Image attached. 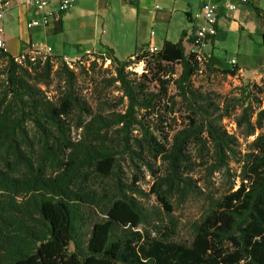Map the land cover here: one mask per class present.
<instances>
[{"label":"trees","instance_id":"trees-1","mask_svg":"<svg viewBox=\"0 0 264 264\" xmlns=\"http://www.w3.org/2000/svg\"><path fill=\"white\" fill-rule=\"evenodd\" d=\"M185 37L125 60L105 47L99 57L113 68L108 82L121 107L107 113L78 93L77 73L62 58L19 53L18 61L0 50V264H264V131L250 143L255 153L239 188L206 195L190 237L177 240L173 199L203 195L191 175L193 152L209 174L234 159L238 142L223 120L236 109L246 137L264 128V109L260 126L251 122L249 85L229 98L194 86L214 60L185 53ZM138 63L141 73L129 70ZM54 81L51 100L42 87ZM144 173L148 193L138 186ZM151 196L156 206L147 204Z\"/></svg>","mask_w":264,"mask_h":264},{"label":"rangeland","instance_id":"rangeland-1","mask_svg":"<svg viewBox=\"0 0 264 264\" xmlns=\"http://www.w3.org/2000/svg\"><path fill=\"white\" fill-rule=\"evenodd\" d=\"M223 5L226 2L234 5L233 12H239L243 16L240 17L238 23L244 27H249V30L254 34L260 35V20L254 13L253 9L248 5V2L240 0H220ZM18 0L9 2V5L16 4ZM133 3L134 0H131ZM93 0H76L73 9L64 12L67 13L62 30L55 32L57 17L53 19L54 29L45 31H27L25 29L24 15L17 20L14 13L5 17L6 34L10 38L16 35H22L24 39V47L22 50L28 49L29 41L36 47L44 45L51 49L50 55L60 57L64 60L66 58L71 64L72 69L77 73V90L81 94L89 106L94 111H102L107 113L108 109L119 110L121 107H114L118 103L120 93L115 85H109V80L113 76V68L109 63L104 64L99 57L104 52L105 46H111L116 56L120 60L128 58L129 54L137 52L148 41L149 32L154 33L152 39L155 45H160L165 37L170 42L178 41L180 32L177 26H171L167 35L164 34L163 29L158 25L156 27H149V24L143 18L138 8L128 3L121 1L118 6L112 11L111 17H101L94 15L92 17H84L87 10L93 6ZM150 3V1L148 2ZM218 6V5H217ZM219 12V11H218ZM219 14V13H218ZM18 15V13H17ZM218 18V15H217ZM28 19V18H27ZM226 20V19H225ZM196 28L193 29V31ZM220 32V33H219ZM218 32V43L214 47L213 62L210 63L209 69H203L202 74L193 78V84L196 87L202 88L203 91L212 92L222 98H229L237 95V89L249 85L254 93L252 99V108L254 110L251 122L256 127L260 125L264 127V117L259 121L257 113L264 109V81H262L263 73H254L257 69L258 62L253 57L258 55L264 63V42L257 39L255 43L248 42L243 34H240L238 26L232 21L226 20ZM105 43L107 45H105ZM244 46L249 51V55L243 52ZM9 50V45H5ZM185 53L190 52L191 45L187 42L184 44ZM19 53H22L21 51ZM19 53H15L16 60H19ZM11 55V54H10ZM204 58H208L204 55ZM236 60L238 65L242 66V71L247 76H238L231 78L225 76L220 70L229 68L230 60ZM91 63L94 65L91 68ZM84 67L88 71L87 74L80 72V68ZM144 69L143 64H133L129 70L141 73ZM0 68V83L3 80ZM178 72V68H177ZM253 85L258 89L254 90ZM45 94L51 100L55 99L59 85L54 81L49 87H42ZM242 100V98H241ZM220 101V100H219ZM239 110L236 109L231 115L223 120V125L227 132L236 137L238 142L236 157L227 162L226 166L218 171L209 174L202 165L201 160L197 158L195 151L193 156L196 157L197 166L191 174L198 186H200L203 195L200 199H188L183 203L177 204L174 202L173 219L177 226V240H188L190 237L191 224L197 222L203 215L206 209V202L204 198L206 195L215 199L237 190L240 186L243 173L247 168L249 162V155L254 154L250 143L260 132L264 131L255 129L254 135L246 137L243 128H237L235 124L236 116ZM132 173H125V182L130 181ZM152 185L151 178L147 173L143 174V179L138 186L144 193H148ZM149 206H156L154 197L147 200Z\"/></svg>","mask_w":264,"mask_h":264},{"label":"crops","instance_id":"crops-1","mask_svg":"<svg viewBox=\"0 0 264 264\" xmlns=\"http://www.w3.org/2000/svg\"><path fill=\"white\" fill-rule=\"evenodd\" d=\"M12 1L14 2V0H10V2ZM121 1L122 0H93L94 3H93L92 8L90 10H87L86 12H83V14H85L84 17H92L97 14V15H100L101 17L109 18L113 14L112 11L115 9L116 6L119 5V3H121ZM149 1L150 3H148ZM205 1L207 0H134L132 4L138 8L139 12L143 16V18H145L150 28L156 27L158 25L159 27L163 29L164 34L167 35L171 26L173 25L177 26L180 33L184 32L186 34V37L183 40V45H184L187 38L193 34V29L201 24V21L197 19L196 16L199 13L201 5ZM212 1L218 5V11H219L218 18H217V32H216V36L203 49L204 55H206L208 58H212V56H214L213 50L216 44L218 43V32L221 30V33H222V25L226 20L232 21L234 24H236V26H238L240 34H243L245 36V39L246 38L248 39V42L255 43L257 39H261L262 43L264 42V0H247L248 5L253 9L254 13L260 20V24H261L260 25V35L254 34L252 31L249 30V27H247L246 29V27L238 23V20L240 19V17L243 16L242 14H240L239 12H233L230 14L231 11H228L225 8V5H223L220 0H212ZM50 7L51 8L56 7V0H51ZM71 9H73V7ZM12 13H14V17L17 20L20 19L21 15H24L26 17L25 29L27 31L48 32L49 30L51 29L53 30L54 28L52 24V26L47 29H43V28L27 29L26 28L27 22H29L33 18H36L37 14L32 10H26L19 3V0L16 4L10 5L9 10L5 14V17ZM66 14L67 13L60 14L62 26H63V22H64V18ZM5 17L3 21L1 22L3 29H4L5 45L6 44L9 45V50L5 47V51L11 54V56L12 55L14 56L15 53L18 54L20 51L23 54L26 51V50H22V48L24 47L23 45H25L24 39L22 35H16L14 38H10V36L6 34L5 24L7 21L5 20ZM151 32L152 31L149 32L148 41L146 43H143L145 44V46L153 45L156 48H159L161 44L163 43V41H169L167 37H165L164 40L160 43V45L157 46L152 41L155 35L153 32H152L153 34L152 35ZM29 43H31V41H29ZM105 45L107 44L105 43ZM107 48L112 49V47L109 45ZM141 48H143V46ZM244 49L245 50L247 49L245 46L243 48V52H246L249 55V51H245ZM114 55L117 58L115 52H114ZM131 55L132 54H129L128 58ZM254 58L256 59V62L258 61L259 62H258L257 69L254 71L252 75L256 73H263L264 75V63L261 61L262 59H260L258 55H255L253 59ZM234 61H235L234 67H236L238 71H237L236 76L231 77V78H237L238 76H241V77L247 76L242 71V66L241 65L239 66L236 60Z\"/></svg>","mask_w":264,"mask_h":264},{"label":"built area","instance_id":"built-area-1","mask_svg":"<svg viewBox=\"0 0 264 264\" xmlns=\"http://www.w3.org/2000/svg\"><path fill=\"white\" fill-rule=\"evenodd\" d=\"M130 2L131 0H127ZM246 1L247 0H240ZM10 0H0V50L5 51V39H4V29L1 24L5 14L10 8ZM75 0H56V7L51 8V0H19V3L26 9L32 10L37 14L36 18L31 19L26 24L27 29L35 28H50L53 24V19L58 15L69 11ZM225 8L228 11L234 10V5L229 2L225 3ZM217 15H218V6L212 0L205 1L199 10L197 19L201 21V24L196 27L191 35L192 44L191 52L197 55L198 60H202L203 49L210 43V41L216 36L217 32ZM152 34V32H151ZM153 35V34H152ZM145 51L148 53H155L157 48L153 45H149L145 48ZM51 49L44 45L36 47L32 43L28 44V49L24 52L25 55L30 57V60H33L34 57L39 55H50ZM23 58V57H22ZM133 59V58H132ZM19 61V60H18ZM66 65L72 69L71 64L66 58L63 60ZM106 63H109L108 61ZM230 67L233 68L235 61L231 60L229 63ZM202 74V70L198 71V75ZM264 79V75H263Z\"/></svg>","mask_w":264,"mask_h":264}]
</instances>
